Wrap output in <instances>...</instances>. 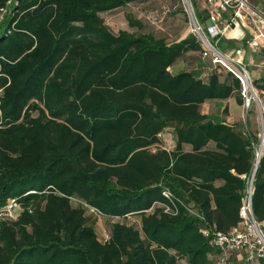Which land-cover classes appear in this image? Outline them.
<instances>
[{
	"label": "trees",
	"instance_id": "1",
	"mask_svg": "<svg viewBox=\"0 0 264 264\" xmlns=\"http://www.w3.org/2000/svg\"><path fill=\"white\" fill-rule=\"evenodd\" d=\"M136 1L0 0V208L18 204L0 222V264H212L218 253L200 231L240 223L258 133L200 114L231 97L243 106L240 86L214 71L169 73L200 54L192 35L166 44L112 33L101 15ZM165 130L171 151L161 148ZM165 190L202 220L155 208ZM89 208L110 221L103 237ZM252 211L264 223V155ZM132 216L138 227L113 222Z\"/></svg>",
	"mask_w": 264,
	"mask_h": 264
},
{
	"label": "built area",
	"instance_id": "2",
	"mask_svg": "<svg viewBox=\"0 0 264 264\" xmlns=\"http://www.w3.org/2000/svg\"><path fill=\"white\" fill-rule=\"evenodd\" d=\"M205 11V21L202 23L193 7L192 0H179L187 19L190 33L199 44L200 61L207 65L210 71L224 72L230 75L240 86L243 106L248 109L251 103H257L254 81L244 63V49H232L222 52L218 43L222 38L243 42L245 49L257 53L264 46V11L254 7L251 0H201ZM245 32L249 38L245 37ZM264 69V62L258 67ZM262 121V116H261ZM259 148L255 150V160L248 175L242 176L245 188L239 209L240 223L227 233L203 229V237L209 239V245L218 253L215 264H226L228 256L240 254L246 262L260 261L264 264V224L258 222L252 211V196L254 193L255 174L261 151L264 145V131L259 138ZM165 203H156L155 208L168 217H175L179 208L189 215L202 220L190 205H184L165 190L162 192ZM18 204L11 201L0 208V222L12 221L17 216ZM89 213L102 218L101 214L89 208ZM107 237H104V242Z\"/></svg>",
	"mask_w": 264,
	"mask_h": 264
},
{
	"label": "rangeland",
	"instance_id": "3",
	"mask_svg": "<svg viewBox=\"0 0 264 264\" xmlns=\"http://www.w3.org/2000/svg\"><path fill=\"white\" fill-rule=\"evenodd\" d=\"M257 1L260 6L262 5L261 2L264 0ZM192 3L196 10L204 12V6L201 0H192ZM101 17L105 25L114 34L119 31H127L135 35L149 34L156 39L164 40L166 44L179 42L188 35H191L187 19L182 11L179 0H138L134 3L126 5L123 8L104 13ZM128 18L140 22L142 29L139 30L137 28H130L128 26ZM221 46L224 47V44ZM199 57L200 54L198 52L188 53L169 70V73L175 75L179 72L195 69L197 63L200 62ZM201 64L202 63H199V66ZM200 69H202V71L204 70V72L210 71L208 66L205 64H202ZM252 77H254V75H252ZM255 90L256 99L258 101L257 103L254 102L252 104L256 112L255 121L258 129V137L260 138L261 128H263L264 125V100L263 95L259 92V89L255 88ZM248 109L244 106L240 109L243 121L247 118ZM168 131L164 132V136L161 138L164 146H168L171 143L169 141L170 136ZM165 139L168 140V142ZM261 154L264 155V145ZM13 214L17 216L18 210H15ZM88 216L91 217V221L94 224V229L98 234V237L100 238L106 235L108 232L106 229V221L91 213H89ZM113 222H119L130 226L132 225L134 227L139 226V220L134 216L117 221L115 220ZM180 264L184 263L180 262Z\"/></svg>",
	"mask_w": 264,
	"mask_h": 264
},
{
	"label": "crops",
	"instance_id": "4",
	"mask_svg": "<svg viewBox=\"0 0 264 264\" xmlns=\"http://www.w3.org/2000/svg\"><path fill=\"white\" fill-rule=\"evenodd\" d=\"M257 0H251V4L254 7L260 8L264 11V1L261 2L262 5H258ZM205 12V11H204ZM245 37L249 38V34L245 32ZM224 44V47L221 45ZM218 48L222 52H226L228 50L232 49H244V63L247 66L248 71L250 72V75H254L252 77L254 83L257 85H260L261 83H264V69H259L258 67L264 62V46L259 50L257 53H251L247 49H245V45L243 42H238V41H231L228 40L227 38H222L219 43H218ZM200 61V58H199ZM199 63H202L201 61L197 63V66L195 69H189L188 71L192 72L193 74H196L199 76L200 79L205 80L207 77V74L210 72H204L202 69V64L199 66ZM209 69V68H208ZM204 72V73H203ZM219 75V79L221 81L229 79L231 76L224 73V72H216ZM232 78V77H231ZM230 78V79H231ZM233 79V78H232ZM261 82V83H260ZM259 92L263 95V100H264V92ZM241 107L236 103V100L234 97H231L229 99H226L224 101H211V102H206L200 106V114L204 115L207 117L210 121H212L215 124H223L226 126H246V122L250 123V130L252 132H257L258 129L256 126V112L255 109H252L253 113L247 114V118L245 121L242 120L241 117ZM262 129V128H261ZM263 130H264V125H263ZM168 130H165L166 132ZM164 132L160 135V140L164 136ZM169 132V141L171 142L170 145L164 146L161 140V148L165 149L166 151H171L174 148V142L172 140V135L171 132ZM166 140V139H165ZM168 142V140H166ZM183 151L185 153L191 152V147L189 145H184L183 146ZM242 179V177H241ZM222 185V182H217L215 184L216 187H219ZM106 221V229L109 232V225L110 221ZM264 224V223H263ZM100 229V228H99ZM107 232V233H108ZM218 255L216 254L215 256L210 257V260L214 262V264L217 262ZM212 262V264H213ZM184 264L185 261L183 262ZM226 264H263L260 261H254V262H246L244 257L240 254H231L228 256L227 263Z\"/></svg>",
	"mask_w": 264,
	"mask_h": 264
},
{
	"label": "water",
	"instance_id": "5",
	"mask_svg": "<svg viewBox=\"0 0 264 264\" xmlns=\"http://www.w3.org/2000/svg\"><path fill=\"white\" fill-rule=\"evenodd\" d=\"M264 130H263V128L261 129V132H263Z\"/></svg>",
	"mask_w": 264,
	"mask_h": 264
}]
</instances>
